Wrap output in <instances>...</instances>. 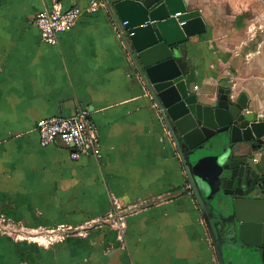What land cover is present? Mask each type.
Returning a JSON list of instances; mask_svg holds the SVG:
<instances>
[{
    "label": "crops",
    "instance_id": "1",
    "mask_svg": "<svg viewBox=\"0 0 264 264\" xmlns=\"http://www.w3.org/2000/svg\"><path fill=\"white\" fill-rule=\"evenodd\" d=\"M54 1L64 9L90 2L0 0V211L30 228L78 226L105 217L117 199L127 228L121 241L103 227L50 247L0 236V264H219L184 156L136 79L111 13H83L52 45L34 19ZM183 1L206 22V31L186 43L197 92L215 98L231 87L233 98L247 95L249 111L263 112L251 75L233 78V57L209 33V13L222 0ZM80 110L98 129L101 160L73 159L60 142L40 144L39 120ZM256 162L264 170L263 149ZM221 247L225 263L236 264L239 251Z\"/></svg>",
    "mask_w": 264,
    "mask_h": 264
},
{
    "label": "water",
    "instance_id": "2",
    "mask_svg": "<svg viewBox=\"0 0 264 264\" xmlns=\"http://www.w3.org/2000/svg\"><path fill=\"white\" fill-rule=\"evenodd\" d=\"M105 1L128 20L136 79L184 156L219 264H226L223 242L232 251L261 250L264 264V170L255 164L264 150V112L249 111L247 95L233 98L231 87L219 88L215 98L197 92L186 43L206 31L199 10L183 0Z\"/></svg>",
    "mask_w": 264,
    "mask_h": 264
},
{
    "label": "built area",
    "instance_id": "3",
    "mask_svg": "<svg viewBox=\"0 0 264 264\" xmlns=\"http://www.w3.org/2000/svg\"><path fill=\"white\" fill-rule=\"evenodd\" d=\"M101 9L111 13L115 34L129 53V37L133 32L127 28L128 20L117 19L114 15L115 11L109 8L105 0H90L85 8L76 6L69 9H64L60 1H54L50 7L36 15L34 23L40 30L42 40L56 45L59 42V34L73 28L83 13L96 12ZM35 129L39 134L42 146L60 142L71 148L73 159H78L81 155H92L97 160L102 159L98 129L89 119L88 110H80L72 116H53L41 119L36 123ZM114 206L115 209L105 217L87 221L83 225H55L48 229L45 235L40 236L42 240L35 241L44 242L46 246L54 245L74 235L86 237L92 229L103 227L114 230L117 239L121 241L127 228V211L123 209L117 199L114 200ZM9 220L10 218L0 211V222H7V226L4 228H9L11 225ZM31 229L32 232L39 231L36 228ZM18 239H22V237L18 236L16 240Z\"/></svg>",
    "mask_w": 264,
    "mask_h": 264
},
{
    "label": "rangeland",
    "instance_id": "4",
    "mask_svg": "<svg viewBox=\"0 0 264 264\" xmlns=\"http://www.w3.org/2000/svg\"><path fill=\"white\" fill-rule=\"evenodd\" d=\"M250 1L251 5L248 4L249 0H222L219 3L212 1L211 4L217 3L220 7L209 13V33L217 37L220 45L218 48L225 50L224 55L233 57V62L230 63L233 66V78L239 80L251 75L253 85L257 87L258 109L264 112V0ZM8 222L11 223L9 228H4L7 222H0V236L41 246H46V243H38L32 237L43 236L48 229L55 227H38V232H32L24 222L11 218ZM18 236L22 239L16 240ZM50 246L52 245L46 247ZM248 252L252 254L249 255ZM225 255L228 259V253ZM235 258L236 264L263 263L257 248H241Z\"/></svg>",
    "mask_w": 264,
    "mask_h": 264
},
{
    "label": "flooded vegetation",
    "instance_id": "5",
    "mask_svg": "<svg viewBox=\"0 0 264 264\" xmlns=\"http://www.w3.org/2000/svg\"><path fill=\"white\" fill-rule=\"evenodd\" d=\"M262 146H263V145H262ZM261 150H262V149H261ZM259 151H260V150H259ZM259 151H258V152H259ZM256 159H257V157L255 158V160H256ZM255 164H256V166H257L258 168L261 169V165H260L258 162L255 161ZM260 252H261V250H260Z\"/></svg>",
    "mask_w": 264,
    "mask_h": 264
},
{
    "label": "bare ground",
    "instance_id": "6",
    "mask_svg": "<svg viewBox=\"0 0 264 264\" xmlns=\"http://www.w3.org/2000/svg\"><path fill=\"white\" fill-rule=\"evenodd\" d=\"M34 240H42V238H40V236H34L32 237Z\"/></svg>",
    "mask_w": 264,
    "mask_h": 264
},
{
    "label": "trees",
    "instance_id": "7",
    "mask_svg": "<svg viewBox=\"0 0 264 264\" xmlns=\"http://www.w3.org/2000/svg\"><path fill=\"white\" fill-rule=\"evenodd\" d=\"M1 212H2V211H1ZM3 213H4V212H3ZM68 238H69V237H68ZM2 239H8V240L12 241V239H11L10 237H6V236H5V237L3 236ZM64 241H65V240H64ZM24 242H25V241H24Z\"/></svg>",
    "mask_w": 264,
    "mask_h": 264
}]
</instances>
